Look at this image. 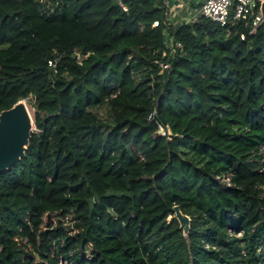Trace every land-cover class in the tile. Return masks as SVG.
<instances>
[{
  "label": "trees",
  "instance_id": "1",
  "mask_svg": "<svg viewBox=\"0 0 264 264\" xmlns=\"http://www.w3.org/2000/svg\"><path fill=\"white\" fill-rule=\"evenodd\" d=\"M166 1L0 0V111L35 126L0 173V264H53V241L70 264H264V23Z\"/></svg>",
  "mask_w": 264,
  "mask_h": 264
},
{
  "label": "built area",
  "instance_id": "2",
  "mask_svg": "<svg viewBox=\"0 0 264 264\" xmlns=\"http://www.w3.org/2000/svg\"><path fill=\"white\" fill-rule=\"evenodd\" d=\"M123 10H127V7L122 4L121 0H118ZM168 6V3L165 2ZM169 8V7H168ZM198 16L209 18L210 20L219 23L221 26L229 24L233 21H242L246 27H249V33L252 34L255 30L264 23V0H201L200 6L193 10L192 16L185 22H192ZM241 38H244V34H241ZM78 60H80L79 54H76ZM48 65L54 67L55 63L52 60L48 61ZM162 68L168 67V64H160ZM113 92L111 96H115ZM153 113L149 115V119L152 118ZM157 134L165 136L170 139L171 133L169 128L161 124H158ZM260 153L262 152V147ZM264 161V155L260 158V163ZM259 171H264V167H259ZM230 176V173L227 174ZM264 188V187H263ZM264 195V192H262ZM230 233L232 231L229 230ZM240 236L241 233H237ZM63 240L59 241V245L62 246ZM58 244L53 241L49 247L50 255L56 258V262L53 264H70V260L58 252Z\"/></svg>",
  "mask_w": 264,
  "mask_h": 264
},
{
  "label": "water",
  "instance_id": "3",
  "mask_svg": "<svg viewBox=\"0 0 264 264\" xmlns=\"http://www.w3.org/2000/svg\"><path fill=\"white\" fill-rule=\"evenodd\" d=\"M31 131L33 120L24 99L0 111V173L10 169L23 157ZM169 132L171 133L170 129ZM172 209L182 235L186 236L190 228V217L177 204Z\"/></svg>",
  "mask_w": 264,
  "mask_h": 264
},
{
  "label": "crops",
  "instance_id": "4",
  "mask_svg": "<svg viewBox=\"0 0 264 264\" xmlns=\"http://www.w3.org/2000/svg\"><path fill=\"white\" fill-rule=\"evenodd\" d=\"M166 2L169 7L170 20L174 23H182L185 21L182 19L180 20V13L182 12L185 17L189 18L192 16L193 10L200 6L201 0H167ZM187 13L189 16L186 15Z\"/></svg>",
  "mask_w": 264,
  "mask_h": 264
},
{
  "label": "rangeland",
  "instance_id": "5",
  "mask_svg": "<svg viewBox=\"0 0 264 264\" xmlns=\"http://www.w3.org/2000/svg\"><path fill=\"white\" fill-rule=\"evenodd\" d=\"M177 10V9H176ZM177 14V13H176ZM187 16H189V14L187 13L186 14ZM180 20H184V21H188L189 18L188 17H185V15H183V13L181 12L180 13ZM25 104L27 106V109L32 117V120H33V130H35V126H34V108L27 102L25 101ZM94 111L99 115V117H101V119H103L105 122H108V119H109V111H108V107L107 106H102V107H98V108H95ZM171 216H168V220H170Z\"/></svg>",
  "mask_w": 264,
  "mask_h": 264
},
{
  "label": "bare ground",
  "instance_id": "6",
  "mask_svg": "<svg viewBox=\"0 0 264 264\" xmlns=\"http://www.w3.org/2000/svg\"><path fill=\"white\" fill-rule=\"evenodd\" d=\"M26 105V104H25ZM30 114V113H29Z\"/></svg>",
  "mask_w": 264,
  "mask_h": 264
}]
</instances>
